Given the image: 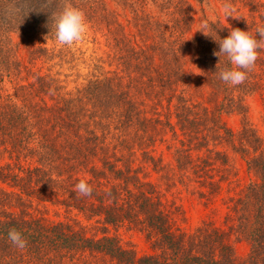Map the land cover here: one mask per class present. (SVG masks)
<instances>
[{"label": "trees", "instance_id": "1", "mask_svg": "<svg viewBox=\"0 0 264 264\" xmlns=\"http://www.w3.org/2000/svg\"><path fill=\"white\" fill-rule=\"evenodd\" d=\"M111 2L0 0V83H14L7 94L0 85V264H264V134L248 103L260 98L264 122V50L247 79L229 86L212 38L230 27L255 31L264 0H232L241 17L206 19L211 36L195 16V3L208 0ZM67 5L83 11L89 30L105 38L94 42L107 47L72 88L35 66L62 54L55 22ZM14 33L24 37L27 61ZM230 115L241 116L238 130ZM233 153L254 176L247 185ZM80 180L90 196L74 190ZM177 187L211 212L223 206V225H179L180 208L166 195ZM12 228L25 249L8 240ZM122 230L142 235L151 251L140 256ZM232 234L250 244L243 260Z\"/></svg>", "mask_w": 264, "mask_h": 264}, {"label": "rangeland", "instance_id": "2", "mask_svg": "<svg viewBox=\"0 0 264 264\" xmlns=\"http://www.w3.org/2000/svg\"><path fill=\"white\" fill-rule=\"evenodd\" d=\"M109 2L111 8H115L114 3L111 2V0H109ZM203 7L197 2L195 3V16L198 21L197 27L204 23L206 19H222L224 22L230 23V21L237 18L229 16L226 20L223 16L222 3L221 1L219 2V0H208V4L205 5L204 10ZM240 14V12H237L235 15L239 16ZM94 36L97 37L100 42L105 40L101 34L94 35L89 28L86 27L82 40L71 46L65 45L62 54L50 62H44L43 60L37 61L35 64L36 68L43 67V71L50 70L53 74H59L57 76H59L61 80L71 88L76 84H81L84 82L85 74L91 69L90 57L98 53L103 54V52L107 49L105 45L95 43ZM12 39L14 44L20 45L18 58L23 61H27L28 49L26 47V42H24V37H22L20 33H14L12 35ZM0 85L5 90L4 93L7 94V92H14V83L10 80L6 79V81L0 83ZM248 103L251 106L250 119L252 123L257 127L261 134H264V122L262 120L263 105L260 98H250ZM241 119L242 118L239 115L226 116L227 123L235 130L240 128ZM165 159L166 162L173 161V155L170 152H166ZM232 160L236 169L239 170V176L242 183L247 185L253 181V174H249L247 172L246 164L240 156L233 153ZM6 161L7 158L0 161V165L4 164ZM156 176L157 175H154L155 178ZM166 195L167 199L174 203L175 208H180L175 212V218L179 225L186 228H193L201 224L204 219L214 220L218 225H223L225 212L223 206L216 213L211 212L210 207L204 206L197 195L192 194L184 187H177L169 192H166ZM216 205L220 206V201H218ZM50 218L52 220L59 219L53 215H50ZM121 234L123 242L125 244L133 245L140 256L151 251L149 243H147L146 239L142 235L135 232H125L124 230L121 231ZM231 241L235 247L238 260L245 259L250 252V244L247 239L243 236L238 237L237 234H232Z\"/></svg>", "mask_w": 264, "mask_h": 264}, {"label": "clouds", "instance_id": "3", "mask_svg": "<svg viewBox=\"0 0 264 264\" xmlns=\"http://www.w3.org/2000/svg\"><path fill=\"white\" fill-rule=\"evenodd\" d=\"M222 10L226 20L229 16L241 17L235 15L237 9L232 0H224ZM55 27L57 41L61 45L71 46L82 40L84 36L87 27L85 15L79 8L67 5L59 13ZM209 27L210 25L204 22L197 30L205 35H210L207 31ZM258 36L259 38H257ZM212 38L219 44L218 53L223 54L228 62L227 66L219 71V79L229 86L243 83L247 79L248 73L255 68L260 50H264V24H258L255 31L230 27L229 34L226 37L219 40L213 36ZM74 190L79 196H90L93 192L92 186L86 180H80L75 185ZM7 235L8 240L17 249L23 250L26 248L27 240L21 231L12 228Z\"/></svg>", "mask_w": 264, "mask_h": 264}]
</instances>
